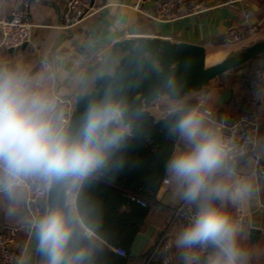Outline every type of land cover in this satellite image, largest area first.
Wrapping results in <instances>:
<instances>
[{
    "label": "clouds",
    "instance_id": "obj_1",
    "mask_svg": "<svg viewBox=\"0 0 264 264\" xmlns=\"http://www.w3.org/2000/svg\"><path fill=\"white\" fill-rule=\"evenodd\" d=\"M118 63L108 57L78 79L86 99L70 120L49 89L53 76L47 63L33 73L20 63L0 61V211L17 218L31 197L41 201L26 220L30 244L16 264H33L37 256V264H96L102 241L87 191L134 163L131 153L142 131L123 80L142 71L143 63L136 61L126 72L117 71ZM97 80L102 87L93 92ZM162 86L179 95L172 77ZM210 98L195 106L180 99L168 104L163 134L173 147L163 169L182 220L162 249V264L253 260L242 243L243 220L231 209L243 208L260 188L252 176L237 173V146L213 118L214 103L205 107Z\"/></svg>",
    "mask_w": 264,
    "mask_h": 264
},
{
    "label": "crops",
    "instance_id": "obj_2",
    "mask_svg": "<svg viewBox=\"0 0 264 264\" xmlns=\"http://www.w3.org/2000/svg\"><path fill=\"white\" fill-rule=\"evenodd\" d=\"M18 1L0 0V20L9 17ZM201 1L203 9L197 13L174 20L155 21L137 12L133 8V0H94V4L100 7L97 12L77 24L64 26L67 0H28L32 38L17 48L7 49L0 44V61L10 65L20 63L33 73L47 63L53 76L49 89L69 116L75 96L80 91L77 81L82 77L84 68L108 52L115 41L138 35H158L172 41L202 44L207 58L211 52L233 45L225 41L224 35L230 24L244 20V12L249 13V22L264 24V0H248L234 10L221 5L225 0ZM261 39L264 35H249L240 44L245 47ZM261 61H264V56L257 57L250 65L213 78L193 96L198 105L202 97L211 95L205 107L214 103L212 114L218 123L226 124L241 113H250L258 129V153L264 159V89L257 90L249 83L264 68ZM171 100L164 95L153 101L148 110L155 117H161L167 112ZM234 163L238 174L252 176L260 188L247 205L231 211L234 215L241 211L248 220V229L245 228L247 238L242 243L253 253L251 264H264V174L257 171L252 158L235 160ZM164 178H167L166 175ZM177 205L172 199L171 186L162 179L131 244L127 264H149L147 259L144 262L145 255L150 252L160 231L170 225ZM27 218L30 217L26 206L20 217L12 219L6 218L0 211V233L14 228L15 234L8 245L20 252L30 244ZM178 226H170L169 239ZM251 227L259 231L249 232Z\"/></svg>",
    "mask_w": 264,
    "mask_h": 264
},
{
    "label": "built area",
    "instance_id": "obj_3",
    "mask_svg": "<svg viewBox=\"0 0 264 264\" xmlns=\"http://www.w3.org/2000/svg\"><path fill=\"white\" fill-rule=\"evenodd\" d=\"M63 14L64 26L79 23L84 18L97 12L100 7L94 4V0H67ZM248 0H225L221 5L227 6L229 10L237 9ZM133 8L141 15L151 20H174L187 14H193L203 9L201 0H133ZM248 12H244V20L230 24L224 38L229 44H239L243 39L252 34L257 26L256 23L248 21ZM0 44L4 48H17L31 40V22L29 19L28 0L18 1L10 11L9 17L0 20ZM250 85L257 90L264 89V68L257 72V77L250 80ZM223 134L226 138L234 141L237 146L238 155L235 160L252 158L259 173L264 174V159L258 153L257 124L248 112L239 114L231 122L223 124ZM167 178H163L166 182ZM140 205H145L143 200H138ZM41 201L38 196L31 197L26 209L29 217L35 216L39 211ZM174 209L170 225L160 231L154 242L148 257L149 264H162V249L169 240V229L172 224H180L182 220V208L178 204ZM243 220L245 228L248 229V220L241 211L235 214ZM15 234L14 228L0 233V264H16L20 251L8 245ZM114 251L120 255L125 253L124 249L115 247Z\"/></svg>",
    "mask_w": 264,
    "mask_h": 264
},
{
    "label": "water",
    "instance_id": "obj_4",
    "mask_svg": "<svg viewBox=\"0 0 264 264\" xmlns=\"http://www.w3.org/2000/svg\"><path fill=\"white\" fill-rule=\"evenodd\" d=\"M206 50L202 44L187 41H172L158 35H138L115 41L108 52L96 61L88 64L82 76L92 73L108 57L118 59L117 71H127L136 61L143 63V70L126 77L124 86L128 89L129 101L139 111L140 118L156 99L166 95L169 99H181L190 92H197L209 84L213 78L239 67L257 56L264 55V39L257 40L219 62L206 66ZM172 77L179 86L178 96L169 95L163 88L164 79ZM102 87L97 80L92 84V91ZM86 96L80 91L68 118L73 119L82 109ZM254 227L249 232H257ZM39 257H34L37 264Z\"/></svg>",
    "mask_w": 264,
    "mask_h": 264
},
{
    "label": "trees",
    "instance_id": "obj_5",
    "mask_svg": "<svg viewBox=\"0 0 264 264\" xmlns=\"http://www.w3.org/2000/svg\"><path fill=\"white\" fill-rule=\"evenodd\" d=\"M257 57L241 66L252 64ZM193 94L190 92L180 100L195 106L196 97ZM168 118L167 112L161 117H155L147 109L140 118L142 131L134 141L136 147L131 153L134 163L114 180L105 178L87 191L90 202L96 208L93 219L97 235L102 241L96 264H127L131 244L166 175L163 162L173 147L172 141L163 134ZM138 200H143L145 205H140ZM120 246L125 251L123 255L114 251L115 247Z\"/></svg>",
    "mask_w": 264,
    "mask_h": 264
},
{
    "label": "rangeland",
    "instance_id": "obj_6",
    "mask_svg": "<svg viewBox=\"0 0 264 264\" xmlns=\"http://www.w3.org/2000/svg\"><path fill=\"white\" fill-rule=\"evenodd\" d=\"M250 35H255V36L264 35V24L257 25L255 31ZM242 48L243 46H241L240 43L233 45H226L218 51L211 52V54L207 57V61H209L208 62L209 64L215 63L221 60L222 58L237 52Z\"/></svg>",
    "mask_w": 264,
    "mask_h": 264
},
{
    "label": "bare ground",
    "instance_id": "obj_7",
    "mask_svg": "<svg viewBox=\"0 0 264 264\" xmlns=\"http://www.w3.org/2000/svg\"><path fill=\"white\" fill-rule=\"evenodd\" d=\"M208 62H209V61H207V58H205V64H206V66H210V65L214 64V63L209 64ZM217 62H219V61H217ZM215 63H216V62H215Z\"/></svg>",
    "mask_w": 264,
    "mask_h": 264
}]
</instances>
